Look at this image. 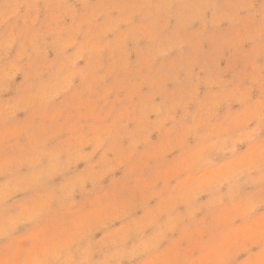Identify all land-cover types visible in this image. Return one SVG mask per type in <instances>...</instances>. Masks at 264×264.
Here are the masks:
<instances>
[{"label":"rangeland","instance_id":"rangeland-1","mask_svg":"<svg viewBox=\"0 0 264 264\" xmlns=\"http://www.w3.org/2000/svg\"><path fill=\"white\" fill-rule=\"evenodd\" d=\"M0 264H264V0H0Z\"/></svg>","mask_w":264,"mask_h":264}]
</instances>
